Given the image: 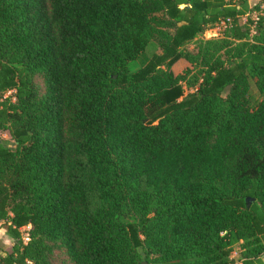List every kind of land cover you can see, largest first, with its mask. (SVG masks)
Wrapping results in <instances>:
<instances>
[{
  "label": "trees",
  "instance_id": "trees-1",
  "mask_svg": "<svg viewBox=\"0 0 264 264\" xmlns=\"http://www.w3.org/2000/svg\"><path fill=\"white\" fill-rule=\"evenodd\" d=\"M246 1L0 0V264H264V9L253 24Z\"/></svg>",
  "mask_w": 264,
  "mask_h": 264
},
{
  "label": "rangeland",
  "instance_id": "rangeland-1",
  "mask_svg": "<svg viewBox=\"0 0 264 264\" xmlns=\"http://www.w3.org/2000/svg\"><path fill=\"white\" fill-rule=\"evenodd\" d=\"M246 5L247 7L250 9L248 11V15H254L255 13H261L262 10L264 9V6L263 4L261 3V0H247L246 1ZM255 5H258V9H254ZM247 18L248 16H243L239 19V22L241 25H245L246 24V21H247ZM222 34L220 31H217V30H214V27L210 28V29H207V31L204 32L203 34V37L205 39H210V38H217V37H221ZM192 45L193 44H189L187 46V48L189 49H192ZM154 51H159V48L155 46V44L153 42L149 43V45L146 47V49L140 53L138 55V57L132 61L130 63V69L131 70H135L136 68H138L141 64H143L147 58L149 57V55L154 52ZM189 64L188 62L185 60V59H180L179 61H177L173 66H172V70L175 72V73H181L184 71V69L186 67H188ZM189 90H185V92H188ZM0 138L1 139H6L9 143L10 146H13V140L12 138L10 137V135L8 134L7 131H4V130H0ZM29 227H24L21 229V234H22V237L26 236L27 235V231H28ZM26 241V240H25ZM12 246L9 247V249L6 251V253L10 252L11 251V248ZM240 255H241V252H240V249L239 248H235V250L233 251L232 253V261H233V264H236L239 262L240 260ZM261 259H264V256L261 258Z\"/></svg>",
  "mask_w": 264,
  "mask_h": 264
},
{
  "label": "crops",
  "instance_id": "crops-1",
  "mask_svg": "<svg viewBox=\"0 0 264 264\" xmlns=\"http://www.w3.org/2000/svg\"><path fill=\"white\" fill-rule=\"evenodd\" d=\"M13 243L14 239L7 235L5 228L1 226L0 222V254L6 255V251L13 245ZM262 260L264 262V259Z\"/></svg>",
  "mask_w": 264,
  "mask_h": 264
},
{
  "label": "built area",
  "instance_id": "built-area-1",
  "mask_svg": "<svg viewBox=\"0 0 264 264\" xmlns=\"http://www.w3.org/2000/svg\"><path fill=\"white\" fill-rule=\"evenodd\" d=\"M258 17H259V13H255L254 15L250 16L253 24L255 23L256 20H258ZM229 23H230V19L221 20V21H219L218 23L215 24L214 30H217V31L221 32L224 28H226L229 25ZM251 27H253V25ZM8 93H10V91ZM22 239H23L24 242H27L28 239H29L28 238V234L26 236L22 237Z\"/></svg>",
  "mask_w": 264,
  "mask_h": 264
},
{
  "label": "water",
  "instance_id": "water-1",
  "mask_svg": "<svg viewBox=\"0 0 264 264\" xmlns=\"http://www.w3.org/2000/svg\"><path fill=\"white\" fill-rule=\"evenodd\" d=\"M251 200H252L251 198L247 197V199H246V201H247V205L250 204V201H251ZM144 263H145V262H144Z\"/></svg>",
  "mask_w": 264,
  "mask_h": 264
}]
</instances>
